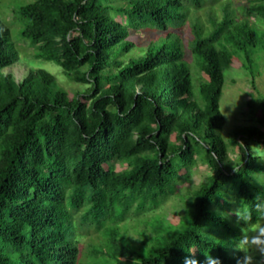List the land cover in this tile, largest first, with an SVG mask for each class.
<instances>
[{
    "label": "trees",
    "instance_id": "1",
    "mask_svg": "<svg viewBox=\"0 0 264 264\" xmlns=\"http://www.w3.org/2000/svg\"><path fill=\"white\" fill-rule=\"evenodd\" d=\"M248 1L242 16L232 0H24L21 44L0 16V264H252L239 243L264 217V94L228 139L220 109L227 71L240 61L255 88L264 67V0ZM179 192L178 223L150 213Z\"/></svg>",
    "mask_w": 264,
    "mask_h": 264
},
{
    "label": "rangeland",
    "instance_id": "2",
    "mask_svg": "<svg viewBox=\"0 0 264 264\" xmlns=\"http://www.w3.org/2000/svg\"><path fill=\"white\" fill-rule=\"evenodd\" d=\"M223 1L225 0H222V2ZM248 2H249L248 0H232V7L236 8L237 13L243 16L239 5L248 4ZM23 3H25L24 0H0V16L3 19L7 20L9 24L13 27L12 28L13 34L18 44L22 43L21 40L23 38L19 37L18 30L16 29L14 23L11 22L12 20L11 10L13 8H18ZM213 6L216 9L218 15H223V11L221 10L222 8L221 1L215 2ZM208 7L209 6L206 5L204 9L206 8L208 9ZM204 9H200L199 11L201 15V19L203 22H205L206 25H210V23L207 22V17H208V15H206L207 9L206 10ZM188 27L189 26L187 24L182 27L183 28L182 36L184 40L190 38V34H189L190 30ZM137 40L139 41V39ZM141 43L142 45L145 46L147 45V42L143 40H141ZM31 53H33V47L29 44H25L21 52L22 59H25L24 55H27V61H29L36 67H44L49 69L58 76L60 83L69 90L77 86L76 83L70 82V80L62 73V68L60 66L49 60H45L42 58L36 59L34 56H31L32 55ZM131 55L138 56L139 52L137 50H133L131 52ZM191 66L193 73L196 74L198 71L197 64L192 63ZM26 68L27 67L25 66V64H20L14 67L13 69H11L10 71L13 70L17 78L20 80L24 78ZM255 82H256V87L253 88L252 76L249 73V71L241 65L240 61L232 69L227 71L226 84L223 90V95L220 100V109L225 116V125L223 129V136L225 139H228L235 125L255 123L246 102L251 98V93H253L257 97H259L260 94H264V67L261 69V73L255 78ZM194 85L197 89L198 85L196 80H194ZM185 171L186 169H182L181 173H185ZM191 174H192L191 182H185L184 187L194 188L201 182L205 181L206 177L209 175V169L205 164L200 163L198 165L192 166ZM178 186L180 187L181 183H178ZM184 191L185 189L182 190V192ZM177 196L172 195L161 205L160 208L156 209L155 211H151L150 213H164L170 221L174 223H178L180 221V215L177 212L178 211L180 212L184 209L183 203L185 200L184 198L181 197L180 192H179V196L178 197ZM181 198L183 200L182 203L180 200ZM133 223L138 224L137 221H132V224L130 223L131 226H129L128 228H130L131 233H134L132 230ZM260 225H264V217L252 229H256ZM257 234L258 233L253 230L251 236ZM257 255H260V249L256 246H253L251 250L246 252V257L247 256L252 257L250 261V263L252 264H261V259L259 260L255 259Z\"/></svg>",
    "mask_w": 264,
    "mask_h": 264
},
{
    "label": "clouds",
    "instance_id": "3",
    "mask_svg": "<svg viewBox=\"0 0 264 264\" xmlns=\"http://www.w3.org/2000/svg\"><path fill=\"white\" fill-rule=\"evenodd\" d=\"M239 215L246 221H250L252 217L251 214L245 215V214L239 213ZM252 230L256 231L258 234L251 236V237H249L248 235H245L240 240L239 248L247 252L251 250L253 246H256L261 251H264V225H260L258 228L252 229ZM251 259H252L251 256L246 257V261H251ZM186 264H199V262L195 259H189L186 261ZM208 264H220V261L219 259L213 258L211 255H209Z\"/></svg>",
    "mask_w": 264,
    "mask_h": 264
}]
</instances>
